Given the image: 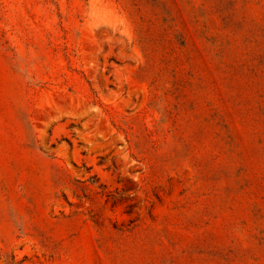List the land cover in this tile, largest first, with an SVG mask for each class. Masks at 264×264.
Returning <instances> with one entry per match:
<instances>
[{
	"label": "rangeland",
	"instance_id": "1",
	"mask_svg": "<svg viewBox=\"0 0 264 264\" xmlns=\"http://www.w3.org/2000/svg\"><path fill=\"white\" fill-rule=\"evenodd\" d=\"M0 264H264V0H0Z\"/></svg>",
	"mask_w": 264,
	"mask_h": 264
}]
</instances>
